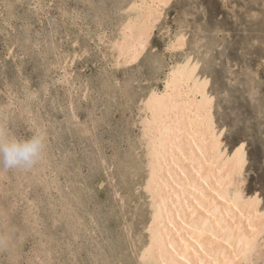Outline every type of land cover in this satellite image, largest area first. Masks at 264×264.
<instances>
[{
  "label": "rangeland",
  "instance_id": "1",
  "mask_svg": "<svg viewBox=\"0 0 264 264\" xmlns=\"http://www.w3.org/2000/svg\"><path fill=\"white\" fill-rule=\"evenodd\" d=\"M129 1L0 0V126L46 143L28 171L0 165V264H139L150 220L139 99L186 51L228 151L246 140V192L264 206V0H172L138 62L115 65L109 40ZM182 29L185 50H166Z\"/></svg>",
  "mask_w": 264,
  "mask_h": 264
},
{
  "label": "bare ground",
  "instance_id": "2",
  "mask_svg": "<svg viewBox=\"0 0 264 264\" xmlns=\"http://www.w3.org/2000/svg\"><path fill=\"white\" fill-rule=\"evenodd\" d=\"M171 1L128 2L119 33L109 40L115 65L138 62ZM186 45L182 29L170 38L166 50L184 51ZM190 58V51H186L167 62L163 87L150 85L146 99H139L135 122L146 165L141 185L148 195L150 213L139 264H262L264 206L259 191L246 192V140L228 151L226 140L217 134L223 125L214 118L215 97H211L208 85L198 80ZM69 74L65 71L64 78ZM242 174L246 181L238 184L237 177Z\"/></svg>",
  "mask_w": 264,
  "mask_h": 264
},
{
  "label": "clouds",
  "instance_id": "3",
  "mask_svg": "<svg viewBox=\"0 0 264 264\" xmlns=\"http://www.w3.org/2000/svg\"><path fill=\"white\" fill-rule=\"evenodd\" d=\"M46 155V143L42 134L30 138L16 139L8 136L0 126V165L3 170L28 171L41 162ZM10 238L0 235V251L8 249Z\"/></svg>",
  "mask_w": 264,
  "mask_h": 264
},
{
  "label": "snow or ice",
  "instance_id": "4",
  "mask_svg": "<svg viewBox=\"0 0 264 264\" xmlns=\"http://www.w3.org/2000/svg\"><path fill=\"white\" fill-rule=\"evenodd\" d=\"M205 84H207V81H205ZM228 131H229V129L227 128V127H225V126H222L221 127V129H218V131H217V134L221 137V138H223L224 140H227V136H228ZM240 147L242 148L243 147V145H240ZM221 152H223L225 149H224V147H223V145H221ZM237 151H239V149H237ZM246 181V175H239L238 177H237V183L238 184H242L243 182H245ZM262 194H264V193H262Z\"/></svg>",
  "mask_w": 264,
  "mask_h": 264
}]
</instances>
